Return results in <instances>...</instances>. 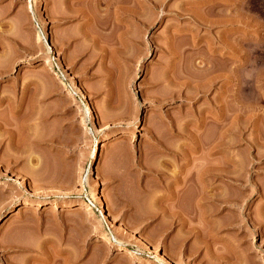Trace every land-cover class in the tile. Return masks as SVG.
<instances>
[{
  "label": "rangeland",
  "instance_id": "obj_1",
  "mask_svg": "<svg viewBox=\"0 0 264 264\" xmlns=\"http://www.w3.org/2000/svg\"><path fill=\"white\" fill-rule=\"evenodd\" d=\"M2 99L0 264H264V0H0Z\"/></svg>",
  "mask_w": 264,
  "mask_h": 264
},
{
  "label": "bare ground",
  "instance_id": "obj_2",
  "mask_svg": "<svg viewBox=\"0 0 264 264\" xmlns=\"http://www.w3.org/2000/svg\"><path fill=\"white\" fill-rule=\"evenodd\" d=\"M140 4V3H139ZM140 6V5H139ZM31 10L33 11V8H31ZM34 12V11H33ZM140 14V13H139ZM138 15V14H137ZM139 16V15H138ZM139 18V17H138ZM45 42H46V44H47V48H48V51H49V53L50 54H52V55H54V50H53V48H52V44L50 45L48 42H47V39L45 38ZM53 60H51V58L49 59H46L45 60V67H48V66H51L52 64H53V62H52ZM58 76H60L61 77V75H58ZM61 78H64L63 77V75H62V77ZM79 84H80V82H79ZM82 87V86H81ZM83 88V87H82ZM81 88V89H82ZM81 89H80V92H81ZM84 89V88H83ZM82 89V91H86V90H83ZM77 91H78V88L76 89ZM75 90V92H77ZM78 93H79V91H78ZM85 94L87 95V93L85 92ZM81 98H82V101H83V103H84V107H85V113H86V116L87 117H89V118H92L93 117V112H94V110H93V107H91V105H93V104H91V102H90V104H89V102L85 99V95L81 92ZM89 98V97H88ZM89 100V99H88ZM0 101H4L5 102V99H2V100H0ZM89 101H91V100H89ZM12 112V111H11ZM15 112V111H14ZM95 115H96V112H95ZM98 116H96V118H97ZM98 119V118H97ZM205 174H206V172H205ZM97 184V183H96ZM96 187V186H95ZM102 191V190H101ZM102 193V192H101ZM103 194V193H102ZM102 194H100L99 193V195H98V197H97V201H98V210H99V216H100V219L106 224V226L108 227L109 226V221L111 220V218H112V212H111V210L107 207V202L105 201L106 200V198L104 197V196H106V195H102ZM205 196V195H204ZM204 196H202V197H204ZM217 197V196H216ZM208 198V197H207ZM209 199V198H208ZM202 200H204V199H202ZM201 200V201H202ZM220 200V199H219ZM204 202V201H203ZM214 202H216V201H214ZM219 202V201H218ZM200 203V202H199ZM218 204V203H217ZM31 205V204H30ZM205 205V204H204ZM219 205V204H218ZM30 207V206H29ZM75 207H77V206H75ZM207 207V206H206ZM209 207V206H208ZM24 208H25V206H24ZM31 208V207H30ZM74 208V207H73ZM202 208V207H201ZM211 208V207H210ZM213 208H215V206L213 207ZM26 209V208H25ZM25 209L23 210V211H25ZM28 209V208H27ZM26 209V210H27ZM67 209V208H66ZM71 209V208H70ZM79 209H81L80 207H79ZM69 210V209H68ZM67 210V211H68ZM210 210H212V208L210 209ZM23 211H22V213H23ZM69 211H71V210H69ZM74 212H75V210H73ZM16 213H17V211H16ZM15 213V214H16ZM20 213H21V211H20ZM19 213V211H18V214H16V216L17 215H19L20 214ZM21 213V214H22ZM13 214V213H12ZM9 215H11V214H9ZM15 216V215H14ZM88 217H90V216H88ZM92 217V216H91ZM91 217H90V219H91ZM7 218V217H6ZM5 218V219H6ZM10 218V217H9ZM12 218V217H11ZM9 219V220H12V219ZM4 219V221H6ZM8 220V221H9ZM95 220V219H94ZM3 221V220H2ZM94 222V221H93ZM1 224V223H0ZM3 224V223H2ZM4 224H6V223H4ZM111 230V229H110ZM100 238H101V241H103V242H107V243H109V244H112L113 242L114 243H116V244H118V245H120L121 244V242L118 240V239H116L113 235H112V233L111 232H107V233H104L103 235H101L100 236ZM143 239V238H142ZM144 240V239H143ZM147 240V239H146ZM99 241H100V239H99ZM149 241V240H148ZM146 243H148V242H146ZM150 243V242H149ZM148 243V245H151V244H149ZM143 244H144V242H143ZM148 245L147 244H144V246L146 247V249H147V247H148ZM152 246V245H151ZM149 248V247H148ZM123 252V251H122ZM124 253H126V254H124L125 255V257H126V255H128V258L132 261V262H135L134 260L135 259H139L138 261H140L141 259H140V257H136L135 256V254L133 253V252H131V251H129V250H127L126 252H124ZM120 255H122V254H120ZM123 256V255H122ZM124 257V256H123ZM226 259V258H225ZM219 260H221V259H219ZM224 260V259H223ZM143 261V260H142ZM142 261H140L141 263H142ZM161 263L162 264H165V261H161ZM147 264V263H146Z\"/></svg>",
  "mask_w": 264,
  "mask_h": 264
}]
</instances>
